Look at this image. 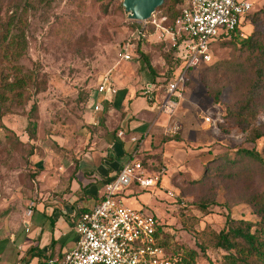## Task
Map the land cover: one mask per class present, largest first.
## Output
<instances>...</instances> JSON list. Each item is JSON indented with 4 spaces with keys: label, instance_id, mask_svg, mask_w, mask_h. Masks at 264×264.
<instances>
[{
    "label": "rangeland",
    "instance_id": "1",
    "mask_svg": "<svg viewBox=\"0 0 264 264\" xmlns=\"http://www.w3.org/2000/svg\"><path fill=\"white\" fill-rule=\"evenodd\" d=\"M250 2L256 16L246 18L241 32L261 38L264 0ZM171 14L159 7L149 20L135 22L127 18L122 0H0V23L12 17L25 42L23 53L1 68L0 78L11 82L25 77L30 82L23 96L12 100L5 94L0 105V264L21 261L30 248L45 249L39 245L50 222L43 206L65 204L63 194L78 158L104 137L98 125L106 115L104 97L97 87L105 78L112 79L117 96L137 98L132 111L146 110L152 117L137 159L158 183L127 206L141 205L158 220L170 255L181 257L189 249L198 254L195 264H220L224 251L212 247L211 239L226 217L259 222L248 200L264 197V174L240 153L255 150L264 161V137L253 144L246 141L254 129L264 134V84H255L248 53L230 44L217 46L211 67L189 72L172 115L159 114L140 95L152 80L163 82L172 67L165 35L150 23L153 17L159 23L161 16L170 22ZM135 30L145 35L139 49L155 77L135 51ZM162 98L160 92L159 103ZM245 105L255 112L254 119L241 112ZM128 108L119 109L122 117L130 114ZM30 119L37 126L34 140L27 135ZM201 242L208 246L205 255L198 248Z\"/></svg>",
    "mask_w": 264,
    "mask_h": 264
},
{
    "label": "built area",
    "instance_id": "2",
    "mask_svg": "<svg viewBox=\"0 0 264 264\" xmlns=\"http://www.w3.org/2000/svg\"><path fill=\"white\" fill-rule=\"evenodd\" d=\"M179 14L169 22L161 16L151 24L165 35V42L176 51L183 65L176 76L165 86L163 98L157 104L158 113L172 115L178 107L182 88L190 71L212 63L213 50L217 43L230 40L236 29H241L246 18L252 14L250 0H179ZM136 39L144 37L135 31ZM126 60H131L125 56ZM141 96L147 102L153 85L145 84ZM118 90L111 78H105L97 88L104 97H114ZM157 102V101H156ZM99 110L98 107L95 108ZM209 123L210 119L206 118ZM119 137L123 133L118 134ZM139 143L141 138L131 137ZM136 152L117 176L104 185L102 200L85 213L72 216L76 242L73 249L60 258H49L43 264H175L168 251L158 245L156 218L142 210L126 206L121 193L134 183L148 190L155 188L157 177L147 174ZM31 214V212H30ZM15 264H25L18 261Z\"/></svg>",
    "mask_w": 264,
    "mask_h": 264
},
{
    "label": "trees",
    "instance_id": "3",
    "mask_svg": "<svg viewBox=\"0 0 264 264\" xmlns=\"http://www.w3.org/2000/svg\"><path fill=\"white\" fill-rule=\"evenodd\" d=\"M180 1L179 0H164L163 4L160 6V9H166L168 12L172 13L170 16V22L174 21L179 14ZM122 9V8H121ZM256 16V13L250 14L247 18L253 20ZM17 22L12 20L10 17L4 23H0V71L1 68L11 61L13 58H17L23 53L24 46V37L23 33L19 31L16 26ZM135 27V26H132ZM137 29V28H136ZM19 31V32H18ZM137 31V30H135ZM146 41L144 37H139L137 40L136 53L139 54L140 59H142L145 68L149 73L155 77L154 69L152 68L149 58L142 52H140L139 45ZM230 44L232 46H237L238 49H244L248 56L254 61V71L256 73V82L255 84H264V36L261 38L256 37L255 33H251L246 37H240L239 29H236L232 34L230 40H223L216 44L215 48L219 45ZM214 48V49H215ZM169 52L172 55V67L167 78L163 82H158L152 80L151 84L153 85L152 93L150 98L152 102L157 101L158 95L160 92L164 93L165 86L167 83L173 79L176 74L180 71L183 65V60L178 56L175 50L170 48ZM213 63L206 66L207 68L211 67ZM29 80L25 77H20L12 80L11 82H3L0 78V105L1 101L4 99L5 94H10V98L15 100L23 96L24 91L29 85ZM37 87V86H36ZM98 88V87H97ZM38 90V88H37ZM253 91V90H252ZM220 93L217 92L214 95V101H218ZM102 111L107 113L108 109L111 107V103L103 98L101 99ZM35 111V105L31 107L30 115ZM241 112H247L249 118H255V112L252 111L248 106L242 108ZM1 113V112H0ZM1 115V114H0ZM229 115L235 116L237 113H230ZM243 115V114H242ZM241 117V116H240ZM99 129H102L104 136L109 133L108 130L103 128V120L98 122ZM36 123L32 119L28 122L27 125V135L29 140H34L36 136ZM117 130L112 131L111 133L115 134ZM264 137V134L259 131V129L252 130L250 138L246 139L248 143H254L256 140ZM240 153L251 161L259 164L261 170L264 174V161L261 158L260 154L255 150H241ZM143 166V163H142ZM79 168V161L77 160L74 165V174ZM144 168V166H143ZM206 170L200 180H196L195 183H201L204 179ZM136 185L135 183L132 187ZM137 186V185H136ZM131 188V186H130ZM129 189V188H128ZM127 190V189H126ZM124 193V192H123ZM121 193V195L123 194ZM250 206L254 209L259 217V222L253 223L250 221L244 220H235L231 219L229 216L226 217L225 225L218 233H214L211 239L212 247L215 249H220L224 251L222 257V262L220 264H264V197L263 196H253L248 200ZM202 206V205H200ZM88 210L80 209V213H85ZM154 217V216H153ZM155 218V217H154ZM158 221V220H157ZM52 225V223H51ZM163 231L162 226L158 225L156 230V237L158 238V245L162 246L167 250V245L165 239L162 237ZM199 251L202 255H205L207 245H204L203 242L197 243ZM211 247V246H210ZM33 249H30L29 252H32ZM185 255L181 256L172 252L171 257L176 259V264H195V259L198 254L193 251L186 249L183 252Z\"/></svg>",
    "mask_w": 264,
    "mask_h": 264
},
{
    "label": "crops",
    "instance_id": "4",
    "mask_svg": "<svg viewBox=\"0 0 264 264\" xmlns=\"http://www.w3.org/2000/svg\"><path fill=\"white\" fill-rule=\"evenodd\" d=\"M126 97L128 98V95L119 93L118 96L106 98L111 103V107L105 113L103 128L109 133L78 158L79 168L71 183L68 184L69 189L63 194L66 202L63 201L62 204H65L63 206H43L42 212L46 213L47 223L50 222V230L45 227L48 236L46 237L44 231L42 244L39 245V248L45 249L36 251V247L30 248L33 249L32 252H29V249L22 254L21 261L23 263L32 264V259L38 257L35 264H43L47 259L60 258L65 252L73 249L76 234L71 231L73 227L72 216L80 213V209L89 211L98 204L103 198L104 185L117 176L121 168L132 159L134 152L139 154L144 149L143 138L147 132V124L151 123L152 117L146 115V110L132 111L133 101L137 98L127 99ZM158 101L157 99L154 104L147 103L157 110ZM125 105L129 107L130 114L122 117L118 111ZM112 113H118V118H113L114 114ZM116 129L115 134L111 133ZM121 132L123 136L119 137L118 134ZM131 137L141 138V141L139 143L131 142ZM142 191L143 189L138 186H131L125 190L121 195L125 205L127 206L128 201L136 203L138 198L146 197V195H141ZM140 207L141 205L138 209L142 210ZM27 226L29 225L27 224ZM27 228V231L31 232L30 227ZM56 229L59 230L57 233H55Z\"/></svg>",
    "mask_w": 264,
    "mask_h": 264
},
{
    "label": "water",
    "instance_id": "5",
    "mask_svg": "<svg viewBox=\"0 0 264 264\" xmlns=\"http://www.w3.org/2000/svg\"><path fill=\"white\" fill-rule=\"evenodd\" d=\"M163 2L164 0H122V7L129 20L144 22L153 16Z\"/></svg>",
    "mask_w": 264,
    "mask_h": 264
}]
</instances>
